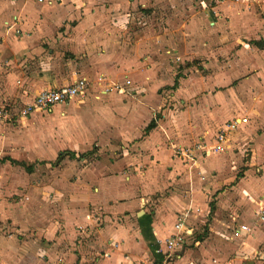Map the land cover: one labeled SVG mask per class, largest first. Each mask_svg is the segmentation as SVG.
<instances>
[{
	"label": "crops",
	"instance_id": "0c3cea01",
	"mask_svg": "<svg viewBox=\"0 0 264 264\" xmlns=\"http://www.w3.org/2000/svg\"><path fill=\"white\" fill-rule=\"evenodd\" d=\"M20 2L21 0L6 2L0 0V4H4L0 13L2 19L0 20V106H7L10 110L9 118L0 119V142L4 146L10 142L9 136L7 138L5 134V129L8 128L6 122L15 118L14 120L24 123L39 113L34 112L28 117H23L19 113L38 91L46 87L71 84L79 77H86L89 81V92L84 103L87 101L95 107H89L91 108L89 109L91 124L95 132L94 140H97L98 145L104 147L108 145L117 149L112 157L115 158L116 155L120 159L108 161L109 164H106L107 160L103 159L106 161L105 164L91 163L83 168L76 167V172L68 173L67 175H71L69 183L63 187L62 194L57 193L66 198H63L58 219H51L52 215L47 213L36 220L32 217L35 213L31 205L28 202V205H23L21 214L18 213L21 219L19 221L15 217L18 221L13 222V225L26 231V236L22 239L12 237L0 240V252L4 256L0 258V264H92V260L93 264H130V260L143 259V257L149 264L151 260L152 264H183L186 260V252L194 244L197 246L201 244V251L208 253L202 254V257L206 260V256L209 255L211 260L218 253L219 247L217 244H212L206 248L208 244L201 243L203 236L198 234L199 224L206 226L209 222V218H206L208 212L200 204H188V199L192 195L197 197L196 200L203 201L204 195L207 196L212 192L217 199L214 221L222 219L221 223L224 224H222L223 230L218 231L222 237L234 241L240 238L246 240L252 236L253 230L249 231L252 224L256 226L255 233L259 232L264 225V217L262 218L259 214L264 205V175L254 177L247 175L235 184L232 183L228 189H223L226 182H222L224 178L220 176L214 180L211 177L205 181L197 180L192 184L188 173L182 174L176 171L185 161L176 153V149L193 147L200 141L213 144L222 128H226L229 122L238 121L235 128L227 130L223 148L219 152L211 154L198 152L194 162L200 164L210 155L228 153V148L231 147L232 140L234 142V136L240 128L246 126L245 131L251 133L257 124L264 127V117L256 119L257 104L253 101L254 96H247L253 91H250V94H244L246 88L255 87L257 84L264 89V58L260 59L258 54L261 51L264 57V47L256 43L264 38V32L262 36L251 39L255 51L258 52L257 59H254L257 63L254 71L249 72L242 79L235 80L238 82L236 87L235 82H231L226 92L220 89L214 95L209 94L211 97L202 98V106L186 108L183 106L179 109L171 107L173 103L169 99L174 98L172 94L168 95V99L161 94L154 95L149 92L129 93L125 86L132 84V81L128 78L119 84L114 81L109 82V79L115 80L121 73H127L132 68L130 65L132 53H129L127 48L123 49L121 44L118 48H112L108 47L110 44L107 43L108 46L104 48L105 53L100 55L96 53L94 58L91 56L90 61L97 58L101 62V67L98 70L94 68L91 72L90 69H82V74H78V67L76 68L75 62L73 63L78 56L73 59L70 56L61 62H56L54 55L62 53L54 54L43 47L42 41L46 34L41 30V22H37L38 15L31 5L24 9ZM44 22L47 23V21ZM20 26L23 29L21 36L18 35L21 31ZM86 49H88L87 46ZM49 57H51L50 61ZM112 57H118V63L111 65ZM89 75L93 78V75H96V77L89 79ZM177 85L178 78L175 79L172 87L176 88ZM97 86L100 94L93 95V90ZM112 89H115L113 91L119 89L118 95L112 93ZM186 92L189 95L190 91ZM223 96L226 98L225 101H229L232 105H229L224 113L223 110L226 107L223 108V103L226 102ZM17 97L22 99L19 105L18 99H15ZM127 97L129 100L124 101ZM245 97L252 100V106L241 104V101L234 104L233 101ZM113 104H116L122 112L119 113L125 116L120 117L114 110ZM160 106L168 107L161 112ZM69 109L71 112L68 114V110L63 111L61 106L56 107L52 111H47L48 117L40 119V123H45L44 128L50 127L44 130L46 133L49 131L51 134L58 130L60 134H64L67 140L65 145H69L70 148L63 147L53 151L52 157L40 159L39 162H55L59 153L64 150L74 151L76 156L66 155L57 162L58 164L67 158L87 161L91 155L92 150L81 149L80 139L77 136L79 130L74 124L78 120L83 122L82 107ZM97 111L106 123L105 126L99 117L92 115ZM179 114V118H176ZM170 118L177 128L173 126ZM71 120L74 122H70ZM111 120H114L113 127L109 123ZM152 120L155 125L147 129ZM194 123L200 124L197 125V129H190L194 132L192 134L187 127ZM248 125L250 127H247ZM188 134L197 136V140L187 146L173 144L172 151L171 139L184 138ZM44 137L40 144L44 146L48 144L49 147L59 145L58 141L52 139L54 136L48 137L44 134ZM96 147L98 146L95 145L94 148ZM119 148L123 150V154L119 153ZM83 153L85 155L81 156ZM6 155H8L6 160L12 162L25 160L10 154ZM172 155L178 159L173 158ZM21 163L27 172L33 175V168L24 162ZM218 163L221 167L222 163ZM202 172L205 173L203 170ZM202 172V179H205ZM240 189L243 197L249 202L233 200L232 196H238ZM1 194L0 190V200L3 198ZM25 195L24 198L29 201L30 198L27 195H30V192ZM184 210L190 211L184 224L186 228L184 243L177 246L170 254L158 251L159 245L155 238L175 233L174 224L177 216ZM213 210L212 205L210 213ZM237 211L241 214L238 215ZM97 221L101 222L100 227H97L99 226ZM243 225L248 229L242 228ZM153 241H155L154 244ZM244 244L245 246L240 247L237 255H243L245 254L243 250L250 249L249 243ZM254 250V248L251 249V251ZM103 251L106 253L103 254ZM173 256L184 260L172 262Z\"/></svg>",
	"mask_w": 264,
	"mask_h": 264
},
{
	"label": "rangeland",
	"instance_id": "374dc122",
	"mask_svg": "<svg viewBox=\"0 0 264 264\" xmlns=\"http://www.w3.org/2000/svg\"><path fill=\"white\" fill-rule=\"evenodd\" d=\"M20 3L25 7L24 9L31 5L38 15L37 22H41V30L46 34L42 41L43 47L54 54L62 53L54 55L56 62H61L70 56L72 59L78 56V59L73 60L76 68L78 67V74H82V69H90L91 72L94 68L98 70L101 67V62L97 58L90 61L91 56L94 58L96 53L97 55L105 53L104 48L108 46L107 43L110 44L108 47L112 48H118L121 44L123 49L127 48L129 53H132L130 58L132 68L127 73H121L120 77L115 80L109 79V82L114 81L119 84L128 78L132 81V84L125 86L129 93L149 92L154 95L161 94L167 98L172 94L174 98H168L172 100L171 107L179 109L183 106L184 108L202 106V98L210 96L209 94L214 95L220 89L226 92L231 82H235L236 87L238 82L235 80L242 79L243 76L254 71L257 65L254 59H257L256 53L258 52L255 51L251 39L262 36L264 32V0H243L241 2L238 0H61L52 4L39 3L37 0H21ZM3 7L4 4H0V13ZM0 20H2L1 15ZM44 21L47 23L45 24ZM22 33L21 28L18 35L21 36ZM258 54L260 59L264 58L261 51ZM50 59L51 57L48 60ZM118 59V57H112L111 65L118 63ZM150 69L153 71L150 72ZM96 75H93L94 78ZM88 78L94 79L91 75ZM176 78H178V85L173 88ZM97 87L94 88L93 95L100 94L99 87ZM113 90L115 89H112V93H119V89L118 91ZM186 91H190L189 95ZM244 91L245 95L253 91L247 96H254L253 101L257 104L256 119L264 117V89L257 84ZM129 97L124 98V101H128ZM248 97L238 98L233 102L236 104L237 101H241V104L252 106V100ZM15 99H18V105L22 101L21 97ZM223 100L225 101L226 98L224 97ZM84 101L75 100L69 104L55 106L52 110L61 106L62 110H68L69 114L71 112L69 108L82 107L83 122L78 120L74 124L79 130L77 136L80 139L81 149L92 150H89L91 155L87 161L67 158L60 164H53L54 161L39 162L40 159L52 157L53 151L63 147L70 148L69 145H65L66 137L58 130L51 134L49 131L47 133L44 131L50 127L44 128L45 123H40V119L48 117L47 112L40 113L39 111L36 118L33 116L34 118L31 117L24 123L14 120L15 118L6 122L8 128L5 129V134L7 138L9 136L10 142L5 146L0 142V190L3 196L0 200V240L12 237L22 239L26 236V231L13 225L21 219L18 213L21 214V209L25 204L31 205L35 213L32 217L36 220L47 213L52 215L51 219H58V213L62 210L60 207L63 198H66L57 193H61L66 183H69L71 175L67 174L72 171L76 172V167L83 168L98 162H100L98 164H105L104 160H107L106 164H109L108 161L120 159L116 155L115 158L112 157L117 149L108 145L105 147L98 145L97 140H94L95 132L91 124L92 119L89 114L91 108L89 107H95ZM209 104L213 105V103ZM113 105L120 117L125 116L120 114L122 112L116 104ZM229 105V101L223 103V108L226 107L223 113ZM167 107H161V112ZM92 115L99 117L105 126L106 123L101 119L99 111ZM179 116L180 114L176 115V118ZM88 118H90L89 121ZM171 121L177 128L175 122ZM109 123L113 127L114 120ZM199 124L197 123L198 126ZM197 125L195 123L189 125L187 127L189 133L194 134L192 130L197 129ZM245 129H247L246 126L240 128L235 134L234 142L232 140L228 153L210 155L200 164L186 156H180L185 161L176 171L182 174L188 173L192 184L197 180L205 181L208 177L214 180L220 176L224 178L222 182H226L223 189L230 188L232 183L235 184L247 175L250 177L264 175V127L257 124L251 133ZM44 134L48 137L54 136L52 139L58 141L59 145L49 147L48 144L45 146L40 144V141L45 139ZM196 137L188 134L184 138L171 139L172 151L173 144L179 143V145L187 146L195 142ZM99 143L101 144V141ZM95 145L98 146L97 149L94 148ZM78 148L81 150L80 147ZM77 152L81 153V151ZM119 153L123 154L120 148ZM6 154L26 161L6 160L8 156ZM172 157L176 158L174 155ZM21 162L33 168V175L27 172ZM218 162L222 163L221 167ZM201 172L205 179H202ZM29 192L30 195L27 196L30 200L27 201L24 197ZM237 195L232 196L234 201L249 202L243 197L241 189ZM215 196L213 192L208 193L207 196L204 195V200L200 201L191 195L188 204H200L208 212L206 218H209V222L206 226L199 224L198 234L203 236L201 243L208 244L206 248L212 244L218 245L216 256L210 260L208 255L205 260L202 254L208 253L201 251V244L199 246L194 244L186 252V260L176 259L173 256L171 261L184 260L183 264L190 262L193 264H264V225L260 230L258 229V233H255L256 226L251 223L249 231L253 230L252 236L246 239L247 241L242 238L234 241L222 237L218 232L224 227L221 223L222 219L214 221V213L217 209ZM212 205L214 210L210 213ZM224 213L226 215V212ZM237 213L241 214L240 211ZM15 217L18 218L17 221ZM97 223H99L97 227H100L101 222L97 221ZM253 236L254 239H252ZM244 243H249L250 249L243 250L245 253L243 255L239 253L237 255L240 247L245 246ZM252 248L255 250L251 251ZM105 253L103 251V254ZM0 258H4L1 252ZM132 261L135 264H149L145 257L130 260V264H133ZM150 262L153 263L152 260Z\"/></svg>",
	"mask_w": 264,
	"mask_h": 264
},
{
	"label": "built area",
	"instance_id": "2783aa9c",
	"mask_svg": "<svg viewBox=\"0 0 264 264\" xmlns=\"http://www.w3.org/2000/svg\"><path fill=\"white\" fill-rule=\"evenodd\" d=\"M60 0H37L39 3L52 4ZM119 86H117L118 88ZM89 92V81L86 77H79L71 84H67L59 87H46L42 88L31 99L29 103H26L20 110V114L23 117H28L34 112H47L51 111L55 106L62 104H69L75 100H85ZM10 116V110L7 106H0V119H7ZM245 121V118L243 119ZM238 121L229 122L226 128H222L215 139L213 144H207L204 141L197 142L193 147H178L176 153L180 156H186L192 160L196 159V155L199 154H211L219 152L223 146V142L226 139L227 130L233 129L237 126ZM190 211L184 210L179 212L177 220L174 224L176 232L167 236H157L156 242L159 245L158 251L167 252L170 254L177 246L184 243V224L189 216ZM260 216L264 217V205L259 211ZM242 228L248 229L243 225Z\"/></svg>",
	"mask_w": 264,
	"mask_h": 264
},
{
	"label": "trees",
	"instance_id": "16d2710c",
	"mask_svg": "<svg viewBox=\"0 0 264 264\" xmlns=\"http://www.w3.org/2000/svg\"><path fill=\"white\" fill-rule=\"evenodd\" d=\"M256 43L261 46V47H264V38L263 39H260L258 41H256ZM155 125V122L154 120H152L148 126L147 129L153 127ZM66 155L70 156V157H75L76 156V153L74 151H71V150H64V151H61L56 159V161L54 162V164H56L57 162L61 161V159H63ZM85 154L83 153L81 156H84Z\"/></svg>",
	"mask_w": 264,
	"mask_h": 264
}]
</instances>
